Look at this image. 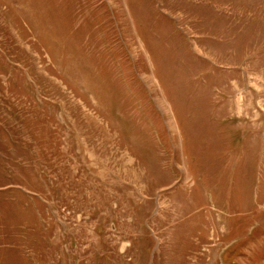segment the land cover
I'll list each match as a JSON object with an SVG mask.
<instances>
[{"label":"rangeland","instance_id":"374dc122","mask_svg":"<svg viewBox=\"0 0 264 264\" xmlns=\"http://www.w3.org/2000/svg\"><path fill=\"white\" fill-rule=\"evenodd\" d=\"M0 264H264V0H0Z\"/></svg>","mask_w":264,"mask_h":264}]
</instances>
